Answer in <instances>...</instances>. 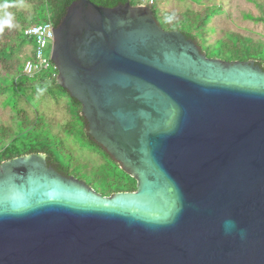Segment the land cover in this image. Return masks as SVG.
<instances>
[{
  "label": "water",
  "instance_id": "obj_1",
  "mask_svg": "<svg viewBox=\"0 0 264 264\" xmlns=\"http://www.w3.org/2000/svg\"><path fill=\"white\" fill-rule=\"evenodd\" d=\"M52 37L57 83L136 190L1 163L0 264H264V69L129 2L74 1Z\"/></svg>",
  "mask_w": 264,
  "mask_h": 264
},
{
  "label": "trees",
  "instance_id": "obj_2",
  "mask_svg": "<svg viewBox=\"0 0 264 264\" xmlns=\"http://www.w3.org/2000/svg\"><path fill=\"white\" fill-rule=\"evenodd\" d=\"M74 1L77 0H0V95H5L7 92H18V84L21 85L22 91L24 92L29 90L32 93L51 96L55 100L59 99L58 96L65 95L69 99L71 107L74 108L75 113L71 116L72 119L75 118L78 122L77 127L79 126L80 129L78 133L80 140L95 149L103 160L105 159L107 162H111L117 169L105 168L100 172L98 168L93 167L92 171H90L88 167H82V162L73 157H71V160H68L67 155H72L63 145L60 134H52L54 143L50 139H40L42 133L37 129L41 128L44 122H52V120L36 110L35 114L30 117L31 122L27 126V113L16 103L14 104V108L11 109L13 111L11 114L16 118L19 131L16 132L12 128L0 126V164L30 154H43L46 156L47 165L63 176L69 177L71 173H75L87 178L92 174V183H97L104 189V192L101 193L104 196H109L117 192H133L136 189L135 180L127 175L113 157L87 133L86 120L81 111V104L57 83V70L53 69L51 71L49 68L35 75L33 78H27L21 74L23 61L30 58L33 54L29 57L25 54L23 55L24 50L28 45L34 48V42L25 37L23 31L32 25L43 23H50L53 28H57L65 16L68 6ZM90 1L98 6L114 8L119 5H124L127 2L131 4V1L134 0ZM256 4L260 5L261 3L256 1ZM4 11L6 13L1 14ZM207 11L208 9H203L199 13L204 19V22H201L203 26H206V21L208 20V16L205 15L208 13ZM153 17L160 27L165 30H178L182 32L186 39L193 41L198 46L200 39L194 34L195 31H187L185 29L182 23V17L179 14H170L163 11L160 14V18H158L153 12ZM197 29L199 28L196 27L195 30ZM234 35L241 36L238 33ZM201 36L204 39L205 35L203 33H201ZM245 59L254 60L261 68L264 66V61L262 59H255L253 54L246 53ZM32 84L39 85L33 87ZM31 132L39 134L40 138L31 136ZM18 133L26 136L29 141L28 144L19 141ZM66 134L69 137L73 136V132ZM32 142L35 144L31 145ZM17 143L22 144V146L19 147ZM58 158L62 159L63 164L58 161ZM76 169L79 170L75 172Z\"/></svg>",
  "mask_w": 264,
  "mask_h": 264
},
{
  "label": "rangeland",
  "instance_id": "obj_3",
  "mask_svg": "<svg viewBox=\"0 0 264 264\" xmlns=\"http://www.w3.org/2000/svg\"><path fill=\"white\" fill-rule=\"evenodd\" d=\"M256 1L260 2L261 4H256ZM256 1L156 0L155 4L149 7L158 18H160V14L163 11L170 14H179L182 17V23L185 29L187 31H195L194 34H196V36L200 39L198 48L209 59L222 58V60L227 61H243L242 59H245L246 53H248L253 54L255 59H262L264 61V0ZM131 4L132 6H139L134 1H131ZM204 8L208 9V13L205 14L208 16L206 26H203V23H201L204 19L202 15L199 14ZM4 13H6V11L2 12L1 14ZM234 13L237 14L236 24L233 17ZM218 19H223L225 21V25L227 27L226 31H219L220 29L215 26L216 20ZM242 20L244 22H253L254 24L243 23ZM259 22L260 26L258 24ZM196 27L199 29L195 30ZM260 27V34H256V32L260 31ZM238 29L247 32L249 30V32L248 34H245V37H241L240 35V37H238L234 35ZM201 33L205 35L204 39L201 38ZM218 34L222 35L220 39L216 40V38H213V36ZM33 49L34 48L31 47L32 52ZM31 51L30 54L32 53ZM50 54L51 42L45 48L43 55L46 59L50 60ZM52 63L53 62L50 63L49 67L51 71L56 69L54 64L51 66ZM38 85L39 84H32L33 87ZM58 97L59 99L55 100L51 96L32 93L29 90L24 92L22 91L21 85L18 84V92H7L5 95H0V126L12 128L16 132L19 131V125L16 122V118L13 114H11L13 113L11 109L14 108L15 103L21 109L25 110L30 116H32L34 111L37 110L40 114L43 113L48 116L52 122L46 121L41 128L37 129L42 133L41 138L40 135L35 132H31V136L40 138L41 140L50 139V141L54 143L52 134H60L63 145L66 149H68V151H70V154L72 155H67L68 160H71V157H73L74 159L82 162V167H88L90 171H92L93 167L98 168L100 172H102L105 168L117 169L114 164L107 162L105 159L103 160L99 154L93 153L96 150L80 140L78 134L80 129L79 126L77 127L78 122L75 118L72 119L71 116L75 113L74 108L71 107L69 99L65 95ZM71 120L74 121L71 122ZM30 122V117H27L26 125L28 126ZM68 132H73V136H67L66 133ZM18 135L19 141L28 144L29 141L25 135H21L19 133ZM32 144L35 143L32 142L31 145ZM17 145L19 147L22 146L20 143H17ZM96 153L98 152L96 151ZM58 161L63 164L62 159L58 158ZM78 170L79 169H76L75 172ZM69 177L83 181L88 187L98 193L104 192V189H102L97 183H92V174H90V177L84 178L78 174L71 173Z\"/></svg>",
  "mask_w": 264,
  "mask_h": 264
},
{
  "label": "built area",
  "instance_id": "obj_4",
  "mask_svg": "<svg viewBox=\"0 0 264 264\" xmlns=\"http://www.w3.org/2000/svg\"><path fill=\"white\" fill-rule=\"evenodd\" d=\"M139 5L152 6L156 0H134ZM50 23H43L27 27L23 34L34 42L33 54L23 61L21 74L27 78H33L42 71L48 70L51 60L43 55L45 48L52 43V30Z\"/></svg>",
  "mask_w": 264,
  "mask_h": 264
},
{
  "label": "crops",
  "instance_id": "obj_5",
  "mask_svg": "<svg viewBox=\"0 0 264 264\" xmlns=\"http://www.w3.org/2000/svg\"><path fill=\"white\" fill-rule=\"evenodd\" d=\"M243 6V5H242ZM205 9V8H204ZM230 12H231V10H230ZM236 13H234L233 14V17H234V21H235V24H236V21H237V19H236ZM242 22L243 23H253V22H244L243 20H242ZM254 24V23H253ZM256 24V23H255ZM259 24V26H260V22L258 23ZM215 26H217V28H219L220 30L219 31H221V30H223V31H226L227 30V27H226V25H225V21L223 20V19H218V20H216V24H215ZM243 26V25H242ZM245 26V25H244ZM229 30H231V29H229ZM246 30H248V29H246ZM235 32V31H234ZM248 32H249V30H248ZM248 32L247 31H244V30H241V29H238V30H236V32L235 33H238V34H240L241 36H243V37H245L246 35L245 34H248ZM259 32H261V27H260V31H258V32H256V34H260ZM221 34H218V35H216V36H213V38H216V40H218V39H220L221 38ZM30 51H31V46L30 45H28L26 48H25V51H24V54L26 55V56H30L31 54H30ZM32 52V51H31Z\"/></svg>",
  "mask_w": 264,
  "mask_h": 264
},
{
  "label": "flooded vegetation",
  "instance_id": "obj_6",
  "mask_svg": "<svg viewBox=\"0 0 264 264\" xmlns=\"http://www.w3.org/2000/svg\"><path fill=\"white\" fill-rule=\"evenodd\" d=\"M142 6H144V5H142ZM146 7H148V6H146ZM148 8H150V7H148ZM151 9V8H150ZM200 50V49H199ZM200 52H201V50H200ZM216 59H220V58H216ZM220 60H222V58L220 59ZM243 61H247V59H242ZM257 60H259V59H257ZM227 61V60H226ZM261 67V66H260ZM264 67V66H263ZM262 67V69H264ZM35 112H36V110L34 111V114H35ZM33 114V115H34ZM32 115V116H33ZM27 117H31L30 115H28L27 114ZM85 120H86V128H87V133L90 135V137L96 142V143H98V144H100L96 139H95V137L90 133V123H89V121H88V119L87 118H85ZM6 127V126H5ZM106 151H107V149L102 145V144H100ZM108 152V151H107ZM93 153H95V154H97L96 152H93ZM109 153V152H108ZM110 154V153H109ZM111 155V154H110ZM112 156V155H111ZM113 157V159L118 163V165L120 166V168L122 169V164L114 157V156H112ZM46 160V159H45ZM123 170V169H122ZM131 177V176H130ZM132 178V177H131ZM135 180V179H134ZM135 183H136V181H135ZM136 190V189H135ZM98 193V192H97ZM100 195H102V196H104L103 194H101V193H99Z\"/></svg>",
  "mask_w": 264,
  "mask_h": 264
}]
</instances>
